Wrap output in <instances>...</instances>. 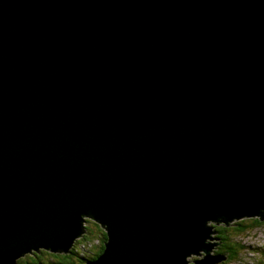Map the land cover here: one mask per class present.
Returning <instances> with one entry per match:
<instances>
[{"label":"water","instance_id":"water-1","mask_svg":"<svg viewBox=\"0 0 264 264\" xmlns=\"http://www.w3.org/2000/svg\"><path fill=\"white\" fill-rule=\"evenodd\" d=\"M259 216L264 0H0V264L88 219L86 264H220Z\"/></svg>","mask_w":264,"mask_h":264},{"label":"trees","instance_id":"trees-1","mask_svg":"<svg viewBox=\"0 0 264 264\" xmlns=\"http://www.w3.org/2000/svg\"><path fill=\"white\" fill-rule=\"evenodd\" d=\"M262 221V217L259 216L253 219L236 220L234 223L220 222L221 225L217 226L215 231L217 232V237L222 240L225 239L226 241V237H229L231 233H235L236 235L240 236L250 232L256 227L263 226L264 222ZM229 225L232 226L228 227ZM85 228L86 232L81 238L75 241V244L71 249V253L68 254L69 257L67 259L64 257L59 258L56 261L57 264H86L90 261L96 260L102 254L105 248V242L107 241L106 232L100 227L99 224L90 219L87 220ZM220 235H224L226 237L223 238ZM227 242V246L224 247L222 244L218 249L225 250L219 252L218 254L225 256L226 259L229 258L230 260H236L245 250H247V247L242 243L233 240H228ZM42 251L48 252V250L45 249H42ZM49 253L50 255L54 254L51 251H49ZM65 257L67 256L65 255Z\"/></svg>","mask_w":264,"mask_h":264},{"label":"rangeland","instance_id":"rangeland-1","mask_svg":"<svg viewBox=\"0 0 264 264\" xmlns=\"http://www.w3.org/2000/svg\"><path fill=\"white\" fill-rule=\"evenodd\" d=\"M245 219H253V218H245ZM235 221L231 223H234ZM262 222H264V220ZM211 224L215 228L221 225V223L219 225L215 223H211ZM230 226L232 225H229L228 227ZM220 236L223 238L226 237L224 235H220ZM226 239H227L226 241L225 239L223 240L213 239L212 241L208 239L207 241L211 244L221 241L222 242L221 245L223 244V246L225 247L228 245L227 244L228 240H233L244 244L247 247V250H245L236 260L235 259L230 260L229 258H227L226 260L223 261V263L221 262L220 264H264V225L256 227L250 232H247L246 234H242L240 236L236 235L235 233H231L229 237H226ZM221 245L213 246L214 249L212 248L210 253L215 254L225 251V250H218ZM201 253L206 255L204 251H201ZM61 257L62 255L59 253L58 256L54 257V260L57 261ZM201 259H202L201 254L198 256L194 255L190 258L191 262L189 264H194L193 261L201 260Z\"/></svg>","mask_w":264,"mask_h":264},{"label":"flooded vegetation","instance_id":"flooded-vegetation-1","mask_svg":"<svg viewBox=\"0 0 264 264\" xmlns=\"http://www.w3.org/2000/svg\"><path fill=\"white\" fill-rule=\"evenodd\" d=\"M60 254L62 255V257L66 259L69 257L68 254H62V253ZM55 255L58 256L59 253L58 254L54 253L53 255H50L49 251L47 252V251H42V250L39 253L37 252L28 253L20 257L17 260L16 264H52L54 262L57 263L56 260H54ZM65 255L67 257H65ZM59 261H62V260H59Z\"/></svg>","mask_w":264,"mask_h":264},{"label":"clouds","instance_id":"clouds-1","mask_svg":"<svg viewBox=\"0 0 264 264\" xmlns=\"http://www.w3.org/2000/svg\"><path fill=\"white\" fill-rule=\"evenodd\" d=\"M52 264H57V263L54 262V263H52Z\"/></svg>","mask_w":264,"mask_h":264},{"label":"built area","instance_id":"built-area-1","mask_svg":"<svg viewBox=\"0 0 264 264\" xmlns=\"http://www.w3.org/2000/svg\"><path fill=\"white\" fill-rule=\"evenodd\" d=\"M82 248H84V247H82Z\"/></svg>","mask_w":264,"mask_h":264},{"label":"bare ground","instance_id":"bare-ground-1","mask_svg":"<svg viewBox=\"0 0 264 264\" xmlns=\"http://www.w3.org/2000/svg\"><path fill=\"white\" fill-rule=\"evenodd\" d=\"M88 254V253H87Z\"/></svg>","mask_w":264,"mask_h":264}]
</instances>
